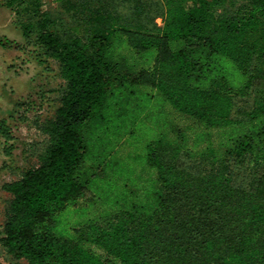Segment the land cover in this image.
Here are the masks:
<instances>
[{
	"label": "trees",
	"instance_id": "16d2710c",
	"mask_svg": "<svg viewBox=\"0 0 264 264\" xmlns=\"http://www.w3.org/2000/svg\"><path fill=\"white\" fill-rule=\"evenodd\" d=\"M6 5L37 55L59 63L65 81L55 114L38 125L47 136L38 163L4 185L11 194L1 238L7 251L27 264H264V95L247 112L258 128L230 139L222 154L208 148L193 155L165 136L148 144L147 162L162 188L151 213L125 210L79 227L71 238L53 228L54 216L85 188L77 175L87 152L83 127L112 84L128 78L107 57L113 37L124 35L140 52L156 49L152 67L132 82L159 89L208 127L228 126L254 69L264 78V0ZM228 61L247 78L240 88L230 81Z\"/></svg>",
	"mask_w": 264,
	"mask_h": 264
},
{
	"label": "rangeland",
	"instance_id": "374dc122",
	"mask_svg": "<svg viewBox=\"0 0 264 264\" xmlns=\"http://www.w3.org/2000/svg\"><path fill=\"white\" fill-rule=\"evenodd\" d=\"M157 22L161 24V18ZM6 39L18 46L2 45ZM155 56V48L140 52L124 35L113 37L107 57L128 78L112 84L104 106L83 127L87 152L77 175L85 188L54 216L58 235L71 238L79 227L125 210L145 214L154 210L162 188L156 168L147 162L151 141L165 136L193 155L208 148L222 154L230 139L258 128L259 123L247 117L255 98L264 95V78L256 69L250 87L237 98L236 123L208 127L173 107L159 89L131 81L132 76L152 67ZM227 63L232 85L240 88L247 78ZM64 87L59 63L37 55L14 11L6 0H0V264H27L10 254L1 240L11 199L4 185L38 163L47 138L38 125L55 114ZM89 247L106 257L97 246Z\"/></svg>",
	"mask_w": 264,
	"mask_h": 264
}]
</instances>
